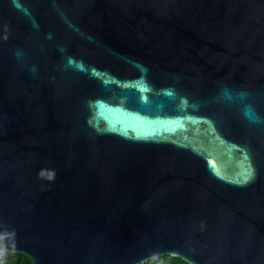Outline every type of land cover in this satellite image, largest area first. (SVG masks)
<instances>
[{
    "label": "water",
    "instance_id": "water-1",
    "mask_svg": "<svg viewBox=\"0 0 264 264\" xmlns=\"http://www.w3.org/2000/svg\"><path fill=\"white\" fill-rule=\"evenodd\" d=\"M0 250L264 264V0H0Z\"/></svg>",
    "mask_w": 264,
    "mask_h": 264
},
{
    "label": "trees",
    "instance_id": "trees-1",
    "mask_svg": "<svg viewBox=\"0 0 264 264\" xmlns=\"http://www.w3.org/2000/svg\"><path fill=\"white\" fill-rule=\"evenodd\" d=\"M0 264H32L24 255L18 253H8L0 250ZM144 264H187L180 258L170 257L168 255L159 256L155 259L148 260Z\"/></svg>",
    "mask_w": 264,
    "mask_h": 264
}]
</instances>
